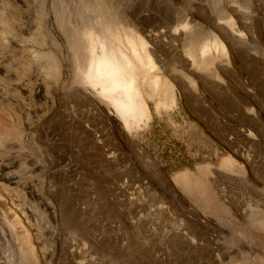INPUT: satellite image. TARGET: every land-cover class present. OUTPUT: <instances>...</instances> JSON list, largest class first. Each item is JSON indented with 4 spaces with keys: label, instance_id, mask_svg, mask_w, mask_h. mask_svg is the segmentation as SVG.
I'll return each mask as SVG.
<instances>
[{
    "label": "rangeland",
    "instance_id": "obj_1",
    "mask_svg": "<svg viewBox=\"0 0 264 264\" xmlns=\"http://www.w3.org/2000/svg\"><path fill=\"white\" fill-rule=\"evenodd\" d=\"M81 2L0 0V264H264V0H90L145 43L138 114L84 82Z\"/></svg>",
    "mask_w": 264,
    "mask_h": 264
},
{
    "label": "bare ground",
    "instance_id": "obj_2",
    "mask_svg": "<svg viewBox=\"0 0 264 264\" xmlns=\"http://www.w3.org/2000/svg\"><path fill=\"white\" fill-rule=\"evenodd\" d=\"M81 1H82L81 2L82 8H79V10H76L75 8H73L71 10V14L69 15L75 18L74 19L75 21L77 19V22H78V26L70 30L71 34L74 36H80L81 38L83 36V39L80 42L84 49L83 48L80 49L78 47L80 50H83L81 51V53L83 54V55L81 54L83 61H80V62H83V63L85 62L87 64V68L85 66V69H86L85 73L87 72V74H84V75L89 77L88 78L85 76L89 80L87 79L88 81H84V80L83 81L86 82L88 85L89 84H91L92 86L94 85V87H96L95 84L96 85L99 84L101 86V88H99V91L103 89V91L107 93L108 96L110 95L109 99L111 98L112 100H114L117 107L121 108L120 110L128 109L131 112V114H136V113L138 114L139 113L137 109L138 105H136V103H133V97H132V94H133L132 86H133L134 77H135L134 76L135 67H134L133 62L142 61L144 57L142 58L139 55V50H141L145 53L144 56H146L148 62L150 63L151 59H150L149 54L145 51V43L143 42V40H139V44L136 45L132 34H127L125 32L118 31V29H116L112 25V23H110L105 18L100 16V14H98L96 10L94 13L91 12L89 16L87 12H85V9L90 7L89 6L90 0L89 1L81 0ZM70 16H69V19H70ZM67 21L69 20L67 19ZM64 24L65 23H63V25ZM66 28H69V27L67 26L64 29L66 30ZM68 30L65 31L66 34ZM80 37L79 38L77 37L78 40L81 39ZM107 38L108 39L111 38L114 43L112 44L110 42L109 44V42L106 41L108 40ZM134 38H136V36H134ZM72 39H73V36H72ZM137 39H136V42H137ZM78 40H77V43H78ZM214 41L215 40H213V42ZM217 42L215 41L212 44L214 45L213 47H215V50L220 48L223 51L222 53H224L225 51L224 47ZM72 43H73V40H72ZM83 44L85 47L83 46ZM125 47L129 49L128 51H130L129 53H131V56L133 57V61L126 54H124L123 49ZM200 50L202 51L201 55L203 53H206V51H208L207 42H205L201 46ZM78 51H76L77 52L76 55H78L79 53ZM217 51H220V50H217ZM85 69H83V72ZM91 80H95L97 83L92 84L93 82H91ZM88 82H91V83H88ZM158 83H159L158 79L153 80V84L155 86ZM103 95L101 93V96ZM103 97H106V96H103ZM129 111L128 113H130ZM122 113L124 112L122 111Z\"/></svg>",
    "mask_w": 264,
    "mask_h": 264
}]
</instances>
